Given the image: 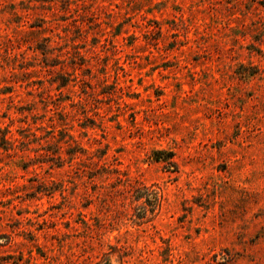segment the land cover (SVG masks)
<instances>
[{
	"label": "rangeland",
	"instance_id": "rangeland-1",
	"mask_svg": "<svg viewBox=\"0 0 264 264\" xmlns=\"http://www.w3.org/2000/svg\"><path fill=\"white\" fill-rule=\"evenodd\" d=\"M0 264H264V0H0Z\"/></svg>",
	"mask_w": 264,
	"mask_h": 264
},
{
	"label": "trees",
	"instance_id": "trees-1",
	"mask_svg": "<svg viewBox=\"0 0 264 264\" xmlns=\"http://www.w3.org/2000/svg\"><path fill=\"white\" fill-rule=\"evenodd\" d=\"M46 42V45H42V46H39L37 49L41 50L43 53L45 54H48L50 53L53 49L51 48V46L48 44V40H45ZM171 155V154H170ZM171 158V157H170Z\"/></svg>",
	"mask_w": 264,
	"mask_h": 264
}]
</instances>
